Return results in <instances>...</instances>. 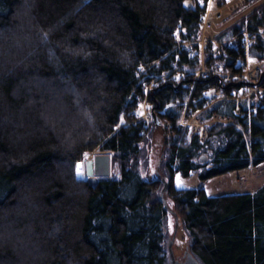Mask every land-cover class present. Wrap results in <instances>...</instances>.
Returning a JSON list of instances; mask_svg holds the SVG:
<instances>
[{
  "label": "trees",
  "instance_id": "16d2710c",
  "mask_svg": "<svg viewBox=\"0 0 264 264\" xmlns=\"http://www.w3.org/2000/svg\"><path fill=\"white\" fill-rule=\"evenodd\" d=\"M207 1L0 0V264H167L168 212L176 246L179 219L185 232L183 256L264 264V182L220 195L174 182L264 162V83L257 102L235 97L251 86L244 80L174 78L200 63L182 43L197 47ZM244 8L230 26L236 48L204 47L210 71L240 70L242 32H264V0H243ZM249 50L264 59V39ZM211 89L222 97L208 99ZM144 96L154 112L165 109L152 113L155 126H170L152 179L138 170L147 128L135 109ZM188 96L205 122L202 138L178 123L177 102ZM96 149L108 153L110 174L93 185L76 166Z\"/></svg>",
  "mask_w": 264,
  "mask_h": 264
},
{
  "label": "rangeland",
  "instance_id": "374dc122",
  "mask_svg": "<svg viewBox=\"0 0 264 264\" xmlns=\"http://www.w3.org/2000/svg\"><path fill=\"white\" fill-rule=\"evenodd\" d=\"M210 4L208 7L211 11H214L217 9L216 7H220L221 11V18L217 19L215 21V28L209 32L208 34H204L205 39H207V43H205L204 39H201L202 32L200 31V37L197 41H195V44H197L196 48H192L189 42H183L182 46L190 51L191 55H197L200 63L197 67L194 68H176L174 72V78L178 79L180 77H185V74H191L192 78L194 80H197L200 76H206L210 72L213 74H216L223 78L226 81H237L238 78H243L240 74H236L238 71L234 70H226L224 68H220V65L213 68L212 71L205 68L203 66L204 61V47H206L208 44L211 45L212 52L215 54L217 53V50L225 49L228 45H232L236 42V36L232 35L230 31V26L233 24L239 22V19L241 16H244L251 8H244L241 9L242 3H240L238 6L231 7L230 5H225L224 0H218L221 3L219 5H216L210 0ZM216 1V0H215ZM243 2V1H242ZM190 1H186V5H190ZM207 8V7H206ZM205 8V9H206ZM240 8V10L234 12L235 9ZM259 38L264 39V32L262 36H259ZM201 41V42H198ZM252 47V45L250 46ZM250 47L247 49L246 57L244 61H242V67L243 70H250L251 67L255 65H259L261 67V70L264 67V59H260L252 55L253 51L249 50ZM238 68V65H236ZM241 67V69H242ZM165 76H162V79H164ZM237 79V80H236ZM244 79V78H243ZM242 79V80H243ZM261 78H259L256 82L252 81L250 85L252 88H243L242 90H245L247 94L245 97L252 96L254 97V101L259 102L260 96L263 93V83L264 81H260ZM245 81V80H244ZM261 84H260V82ZM152 84V81L146 85V89L149 87V85ZM255 84V85H254ZM260 84V85H259ZM188 87L192 88L193 83H188ZM261 88V89H260ZM241 90V91H242ZM237 94V93H236ZM208 97V99H220L222 97L221 92L215 89L208 90L204 93ZM182 104V112L179 117V124L186 126L190 132V134L198 133L199 137L202 138L204 136V124L205 122H202L199 119V113L200 110H193L191 108V104H196L195 100L192 99L190 96L186 97L181 102H177ZM165 109L163 110H155L157 114L163 113ZM154 109H151V103L146 98V96L141 97L139 99L138 105L135 109V115L136 119L143 120L147 131L145 134V137L143 141L140 143V152H139V165L138 170L144 179H152L157 176V164L159 161L160 156H162L163 152V143L164 138L166 136H169L170 132V126L169 123H166L165 121L158 119L159 122L158 126H155V123L152 121V113H155ZM217 120L216 117H213L211 121ZM220 120L225 121L224 118H221ZM123 123H125L124 120H122ZM103 153L101 150L96 149L90 153L87 154V158H92L95 154ZM108 154V153H107ZM81 167L82 174L78 175L76 173V176L78 178L84 177V160L80 161L77 166ZM78 167H76L77 170ZM160 169V172L163 174L162 167H158ZM111 169L113 170V175L116 176L118 174V170L116 166H112ZM228 174V173H226ZM164 175V174H163ZM198 171L195 170L191 173L189 177H181L179 174L175 175V186L177 188H189V187H198L203 186L206 192L209 195H220L224 193H230V192H253L256 189H258L262 183L264 182V162L260 163L258 165H250L245 169L236 170L235 172H230L229 175H226L225 177H221L220 179H214L215 177H212L208 180L201 181L198 179ZM174 217L173 215L168 212L167 216H165L163 221V233H164V248L167 255V264H169L168 260V242L170 238L173 236L174 231ZM177 227V226H176ZM178 230L179 233L176 235V240L178 242V245L176 246L174 244V239L172 243V249L174 252V256L178 259H182L184 248L187 244V239L184 230L182 231V224L179 219L178 223ZM175 238V236H174Z\"/></svg>",
  "mask_w": 264,
  "mask_h": 264
},
{
  "label": "built area",
  "instance_id": "2783aa9c",
  "mask_svg": "<svg viewBox=\"0 0 264 264\" xmlns=\"http://www.w3.org/2000/svg\"><path fill=\"white\" fill-rule=\"evenodd\" d=\"M243 0H224L225 5H230L231 7H235L238 6L240 3H242ZM210 0H208L206 2V9L202 12L201 14V32H202V36L200 37L201 39H204L205 43H207V39H205L204 34H208L209 32H211L214 28H215V21H217V19L221 18V11H220V7H216L217 9H215L214 11H211L210 8L208 7V5L210 4ZM212 2L216 5H219L221 2L218 0H212ZM243 36L241 37L239 44L241 47H243L247 53V49L251 46L254 45L257 41L259 36L263 35V31H260L258 33H247L246 31L242 32ZM201 42V41H198ZM229 48L237 47L236 42L232 45H228ZM242 62H238L237 65L239 68L242 67ZM252 69L250 70H243L240 69L238 72H236V74H240L243 78H238V80H245L247 82H256L260 76L262 75V70L261 67L259 65H255L253 67H251ZM237 80V79H236ZM255 85V84H254ZM247 88H252V86H248ZM261 89V88H260ZM247 94V92L245 90H242L241 92L239 91V93L235 96L237 99L238 98H242L245 97V95Z\"/></svg>",
  "mask_w": 264,
  "mask_h": 264
},
{
  "label": "water",
  "instance_id": "95a60500",
  "mask_svg": "<svg viewBox=\"0 0 264 264\" xmlns=\"http://www.w3.org/2000/svg\"><path fill=\"white\" fill-rule=\"evenodd\" d=\"M85 165V175L89 182H91L93 185L96 184L97 179L99 177H106L110 174V157L106 153H100L95 154L92 158H87L84 160ZM161 180L164 182V187L161 192L162 200L167 206L165 199L163 198V193L166 189L167 182L164 178H161ZM175 227L173 231V236L170 238L168 242V260L169 264H200L195 258H193L189 253H185L183 256V259H178L174 256V252L172 249V243L174 239V235L176 232V226H177V219L175 218L174 221Z\"/></svg>",
  "mask_w": 264,
  "mask_h": 264
},
{
  "label": "crops",
  "instance_id": "0c3cea01",
  "mask_svg": "<svg viewBox=\"0 0 264 264\" xmlns=\"http://www.w3.org/2000/svg\"><path fill=\"white\" fill-rule=\"evenodd\" d=\"M229 174H230V172L228 174H222V175L216 176L214 179H220L221 177H225L226 175H229Z\"/></svg>",
  "mask_w": 264,
  "mask_h": 264
},
{
  "label": "bare ground",
  "instance_id": "6f19581e",
  "mask_svg": "<svg viewBox=\"0 0 264 264\" xmlns=\"http://www.w3.org/2000/svg\"><path fill=\"white\" fill-rule=\"evenodd\" d=\"M78 168H77V170H76V173H78V175H80L82 172H81V167L78 165L77 166ZM80 173V174H79Z\"/></svg>",
  "mask_w": 264,
  "mask_h": 264
}]
</instances>
